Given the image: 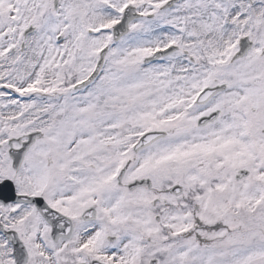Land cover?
Listing matches in <instances>:
<instances>
[{"label": "snow or ice", "instance_id": "6c2138e0", "mask_svg": "<svg viewBox=\"0 0 264 264\" xmlns=\"http://www.w3.org/2000/svg\"><path fill=\"white\" fill-rule=\"evenodd\" d=\"M0 264H264V0H0Z\"/></svg>", "mask_w": 264, "mask_h": 264}]
</instances>
